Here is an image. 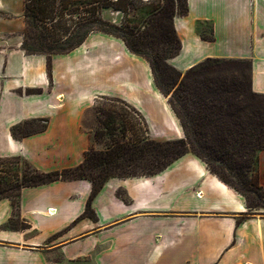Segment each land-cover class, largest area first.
Returning <instances> with one entry per match:
<instances>
[{
    "label": "crops",
    "instance_id": "obj_1",
    "mask_svg": "<svg viewBox=\"0 0 264 264\" xmlns=\"http://www.w3.org/2000/svg\"><path fill=\"white\" fill-rule=\"evenodd\" d=\"M187 5L174 18L181 51L168 63L184 74L207 59L247 60L252 90L264 94V0ZM26 8L27 0H0V160L42 173L80 166L98 150L86 126L94 110L125 118L130 143L186 139L150 64L122 39L95 31L69 53L28 54ZM28 124L42 128L13 135ZM255 179L264 190V151ZM91 193L78 180L23 188L18 206L0 197V264H264V210L250 212L192 154L154 176L111 179L84 218Z\"/></svg>",
    "mask_w": 264,
    "mask_h": 264
},
{
    "label": "rangeland",
    "instance_id": "obj_2",
    "mask_svg": "<svg viewBox=\"0 0 264 264\" xmlns=\"http://www.w3.org/2000/svg\"><path fill=\"white\" fill-rule=\"evenodd\" d=\"M173 1L177 3L178 0H132L130 4L125 5L128 7L126 14L116 11L113 7H106L99 8L100 14L97 13L95 16L92 14V5L85 7L75 4L73 0H30L29 14L35 19L28 18L26 43L31 46H41L35 37L37 33L42 32L48 37L50 46L66 48L73 45L87 29L92 28V21H95L96 18L119 27H139L141 31H147L151 36H157L160 33L159 20L154 16V12L158 8H170L169 4ZM200 30L204 39L208 41L212 39L209 25L202 23ZM47 48L48 46L45 45L44 49ZM248 67V64L239 63L237 60H219L218 63H212L209 68L188 75L179 94L187 96L190 109L194 110L196 106H201L196 104V98L204 96L209 87L226 85L234 90L231 94H225V98L230 104L224 107L220 117L212 118L210 124L207 125V140L203 141V145L209 148L206 151V158L210 165L208 166L204 162L210 172L212 168L218 176L225 178L240 189L248 206L252 207V210L249 211L256 213V211L264 210V190L260 189L261 187L255 179L259 153L264 151V96L251 95L249 88L251 73ZM159 81L168 92L175 85L180 84L176 74L164 68L163 65H160ZM169 97L178 99V94L172 91ZM123 108L130 112L125 107ZM209 110L211 111L210 108ZM201 112L204 111L201 110ZM125 120L121 116L117 117L118 129L127 128ZM105 121L106 117L99 110L92 111L86 119V126L95 138L98 151L106 150L111 144V135L103 125ZM41 128V125L28 124L26 128L13 135L19 138L39 131ZM115 137L123 138L120 130L117 131ZM242 138H245V143L242 142ZM259 139L262 141L259 142ZM132 143H137V141ZM222 147L226 149L225 157L220 155ZM203 148L201 147V149ZM196 149L195 153L202 151L197 146ZM188 154L198 157L191 150ZM26 173H32V169L22 159L0 160V197H2V193L18 194L20 191L18 186L23 184ZM246 177H249L260 191L254 192L251 185L244 183Z\"/></svg>",
    "mask_w": 264,
    "mask_h": 264
},
{
    "label": "trees",
    "instance_id": "obj_3",
    "mask_svg": "<svg viewBox=\"0 0 264 264\" xmlns=\"http://www.w3.org/2000/svg\"><path fill=\"white\" fill-rule=\"evenodd\" d=\"M73 1L75 4L83 5L85 7L92 5V14L95 16L97 13L100 14L99 8L106 7H113L116 9V11L126 14L128 7L125 5L132 2V0ZM29 3L30 0H27V21L30 17L35 19L34 16H30L29 14ZM169 6L170 8H158L154 12V16L158 17L159 20L158 27L160 29V33L157 36H151V34L147 33V31H141L139 27H119L110 22H105L102 19L96 18L95 21H92V28L87 29L73 45H70L66 48H55L50 46V44H48V37L42 32L37 33L35 37L38 44L41 45L38 47L31 46L26 43V32L23 48L28 54H45L50 56L54 54H66L71 52L72 50L81 46L88 35L95 31L106 33L122 39L130 52L141 56L148 61L152 68L156 85L164 94V96L169 97L170 92L172 91L178 94V99L169 97V103L179 118L182 127L184 128L186 139L168 142L144 140L137 143H130L126 140L127 128L121 127L118 129V125L116 124L118 115L114 114L113 112L106 113L100 111V113L106 117V121L103 123V125L111 135V144H109L107 149L104 151L91 150L87 152L85 154L83 163L76 168L50 173L39 172L25 161L26 165L32 169V173H26L24 175L23 184L18 186L20 191L23 188L47 185L56 181L88 180L92 183V193L88 201L87 209L82 217L92 218L94 217L92 203L102 191L106 183L111 179H126L157 175L166 170L174 161L188 154L189 150L196 154V156H198L200 159L205 161L208 166L210 165L206 158V151L209 148H206L203 145V141L207 140L206 128L207 125L210 124L212 118L218 119L220 114L224 111V107L230 104V102L227 101V98H225V94H231L234 90H232L230 86L226 87V85L222 87L211 86L208 88V91L206 94H204V96L196 98V104L201 106H196L194 110L190 109L191 106L188 103L189 99L187 96H184V94H179L182 85L185 83V78L199 70L201 71L202 69L209 68L212 63H218L219 60L224 59H207L187 71L186 74H182L172 67L168 61L178 56L181 51V41L174 27V18L177 15L186 16L188 14V5L187 0H178L177 3L173 1V3L169 4ZM44 42H47V44H44ZM45 45L48 46L47 49H44ZM237 61L239 63L248 64L249 72L251 73L250 61ZM160 65H163L167 70L173 71L177 76V81L180 80V84L178 86L175 85L169 92L163 88L159 81ZM249 85L251 95L259 97L264 96V94H258L252 90L251 80ZM193 103H195V101H193ZM201 110L204 112H201ZM22 129H24L23 125H19L14 127L12 132L15 135ZM119 130L123 137L122 139L115 137L117 131ZM241 140L243 143H245V138H242ZM258 141L261 142L262 140L259 139ZM196 146L200 149L201 147H204V150L201 149L202 151L195 153L194 151H197ZM211 150L214 149L212 148ZM225 154L226 149L222 147L220 155L225 157ZM211 172L216 175L223 183L242 194L240 189L233 186L225 178L218 176L212 168ZM244 183L251 185L254 189V192L260 191V189L263 190L262 187L259 189L258 186H255L249 177L244 179ZM20 191L16 195L2 193V196L12 197L14 206H18V196ZM251 208V206H248L249 210H252Z\"/></svg>",
    "mask_w": 264,
    "mask_h": 264
},
{
    "label": "bare ground",
    "instance_id": "obj_4",
    "mask_svg": "<svg viewBox=\"0 0 264 264\" xmlns=\"http://www.w3.org/2000/svg\"><path fill=\"white\" fill-rule=\"evenodd\" d=\"M51 214H55V211L54 210H51Z\"/></svg>",
    "mask_w": 264,
    "mask_h": 264
}]
</instances>
